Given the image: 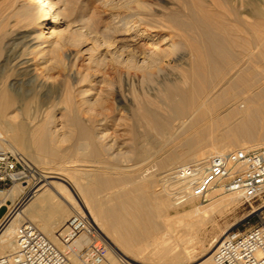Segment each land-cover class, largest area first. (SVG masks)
Returning a JSON list of instances; mask_svg holds the SVG:
<instances>
[{
    "label": "bare ground",
    "instance_id": "obj_1",
    "mask_svg": "<svg viewBox=\"0 0 264 264\" xmlns=\"http://www.w3.org/2000/svg\"><path fill=\"white\" fill-rule=\"evenodd\" d=\"M77 1L4 0L0 7V59L4 55V64L0 66V150L22 151V155H27L26 157H29L38 167L40 164L35 160L25 138L27 125L25 123L24 126L22 125L23 119L20 121L22 124H17L21 113L16 112L14 108L17 101L10 90H21L19 87L22 85L30 86L31 90H72L69 89L68 83L65 84L66 80L62 72L57 74L55 79L52 76L45 77L43 74L46 71L47 73L55 71L57 68L50 67L52 60H58L48 59L51 52L59 55L57 51H64L66 45L71 44L80 48L85 44H82L84 41L81 42V39H85V42L89 39L99 42L97 33L94 34L90 28L82 24L76 29L60 30L63 26L60 16L64 14V11L73 8ZM101 1L104 4V0ZM133 1L137 2L135 4L143 11L142 13L144 11L153 13H144L146 17L141 18L144 23L135 24L132 30L131 26L126 29L125 25L124 28L118 25V19L112 17L113 23L106 29L113 38L111 41L103 39L104 42L102 41L103 43L98 46L104 53L97 59L90 58V55L89 63H99L98 65L102 67L107 66L106 59H109L114 74L121 75L128 84H135L140 75L144 80L147 76L156 75L154 73L156 70L157 75L159 70L161 73L163 63L179 52L184 54L182 58L189 57L190 61L182 80L177 82L178 79L175 78L176 82L170 81L171 85L159 90L156 96L157 101L141 100L132 113L136 138L145 141L148 147L151 145L153 148L142 146L143 143L139 145L138 153L142 159L143 157L148 159L150 155L153 157L154 153H151L155 150L154 156H158L160 167L167 169L164 172L166 174L177 165L205 160L211 155L227 154L238 148L244 150L263 146L264 68H261L260 64L264 63V0H251L247 4H244L243 0H224V3L218 2L221 0H211L209 5H207L209 0H187L185 5L183 4L187 11L185 17L181 16L179 11H168L165 14L163 12L164 15H156L144 0V2L129 0L127 4ZM224 6L229 8V11L227 10L228 15L230 14L229 18L214 10ZM239 6L246 10L242 12ZM140 10L136 11V15L140 13ZM223 11L226 10L223 9ZM139 15L142 16L141 13ZM165 29H171L177 34L159 36V32H164ZM147 40L152 43L145 44ZM163 45L167 47L161 49ZM147 46L155 48L150 50ZM94 47L95 44H93ZM93 48L90 49L93 50ZM80 53L81 50L76 53L71 51L70 54L67 53L65 59L68 63L66 67L71 72L69 78L72 80L76 77V74H73L75 68L81 61ZM34 54L41 57L39 65H42V74L39 73L42 68L33 65L29 58ZM36 60L32 61L36 62ZM10 71L14 74L7 76ZM80 74L83 79L84 76ZM10 77L13 78L11 81H9ZM48 80H54L55 84L52 83V86H49ZM82 81H85V78ZM84 92L81 95H84ZM67 96L68 99H65L67 121L81 126L80 129L78 128L80 140L71 151L72 156L66 155L67 161L65 162L66 158L63 159V165L60 161L59 166H62L52 169L50 173H45L42 169L44 175L41 181L31 186L28 191L29 186L19 184L10 191L0 192V204L8 200L15 203L22 194H25L28 200L11 220L0 226V257L14 251L17 228L24 222L37 223L38 225H35L39 226L38 228L51 242L65 250L60 233L66 225L65 221L72 214L85 213L93 220L96 230L99 233H105L110 240L111 246L107 248L103 264H117L119 255L125 256L134 264H151L150 262L183 264L196 261L198 249L205 247L204 238L199 232L206 230L208 226L211 228V234L216 231L214 219L209 217L204 222L199 216L210 215L212 210L216 209L215 207L220 210L229 205H236L240 197L226 195L228 198H225L226 196L222 195L224 199L222 197L217 199L212 209L208 206V208L193 207L188 213L180 214L179 206L171 203V195L163 184L161 186L164 191L161 190L162 192L158 193L153 188L156 185H154L155 179L149 178L150 175L149 179L138 181L137 173L139 172H135L138 170L137 167L127 164L126 170L129 174L123 172L117 175V178H112L107 172L112 161L110 160L111 163L108 164L105 162L107 159L105 161L100 159L103 152L113 154L112 148L103 143L105 135L96 134L92 129L81 125L82 115L86 112L91 113L93 103L83 97L82 101L77 103L69 93ZM13 108L15 111H11ZM36 119L38 118L33 117L34 121ZM139 127L145 128L143 134L137 132ZM37 142L44 152L50 153L49 158L56 156L55 149L50 148L47 135L39 138ZM89 147L91 152L87 153ZM114 155H111L113 159ZM78 164L89 167L91 170H85L80 177L76 175L79 178L72 180L71 171L74 170L73 167L77 168ZM43 165L46 166L45 163ZM125 183L131 184V190H119L113 192V196L111 195V186H116L115 184L121 186ZM212 194L216 197L222 192L216 190ZM212 198L214 199L213 196ZM192 203L193 201L189 205ZM45 217L52 218L50 226L45 227L38 223L39 219L43 220ZM180 231H183L187 237L184 241L187 245L183 248L180 243L172 241L175 234ZM229 231L215 236L210 235V247L202 251L203 261L199 264L212 263L214 252L229 235ZM203 234L204 232L202 236ZM90 242V237L83 235L66 249L77 251L70 256L74 264H84L78 251Z\"/></svg>",
    "mask_w": 264,
    "mask_h": 264
},
{
    "label": "rangeland",
    "instance_id": "obj_2",
    "mask_svg": "<svg viewBox=\"0 0 264 264\" xmlns=\"http://www.w3.org/2000/svg\"><path fill=\"white\" fill-rule=\"evenodd\" d=\"M3 1L0 2V7H1V5H2L1 3H3ZM100 1L101 0H78L76 5L73 6V8H70L68 11H64V14L60 16V21H62V23H63L62 24L63 26H61V28H60L61 31L76 29V27L78 25L82 24V25L90 28L94 34L97 33L96 35L100 38V39H98L99 42L94 41V39H89L88 42H85L86 41L85 39H81V42L84 41L82 44L85 43L84 46L80 47L81 49L79 47H74L71 44L69 46L66 45V48L64 51L60 50L61 53H60V51H57L59 55L55 54V52L54 53L51 52L50 57H49V55H48L49 53L46 54L49 57V58L47 57L49 60H52L54 58L56 60L58 59L57 60L58 62L52 60L53 63L51 62L50 67L54 66L57 68L55 69V71L54 70L53 71L51 70L52 72L49 71L50 73H47V71H46V72H44L43 75L45 77H46V75L49 77L52 76L55 79L57 74L62 72L63 78L66 80L65 84L68 83L67 85H69V89H72V90H67L68 92L66 90H31V87L30 86L28 87L26 85L20 86L19 89H21V90H10L12 96L17 101V103H15L14 108L17 110L16 112H19V114L21 113L20 114L21 117L18 119L17 124L23 123L22 125L24 126V123H25L27 125V128L25 127L26 134H27L25 138H26L27 143L30 147V151L32 152L35 160H37L38 163L40 164V167H38L37 165L32 163L31 159L29 157H26L27 155H22L23 154L22 151H15V152L20 154L23 158L25 156L27 158V159L25 158L26 161H28L29 163H31L33 166H35L37 169H39L41 171L43 169V171L45 173H50L51 171H53L52 169L62 166L64 163L63 159L66 158V160H65V162H66L67 157L72 156L71 151L73 150L74 147L77 146V143L80 140L78 128L80 129L81 126L79 124H74L70 121H67V117H66L67 116V106H66L67 104L65 102L66 101L65 99H68L67 94L69 93V95L72 98L74 97L73 99L75 102H77V101L80 102L84 98V99L91 100V102L94 105L93 109L91 110V113L87 114V112H86L87 115L86 114L82 115V124L81 125L84 127L92 129L96 134L102 133L105 135V140H103V143H106V146L108 145V147L112 148L113 154L103 152L100 159L102 161H105L107 159L105 162H107L108 164H110L112 161V163L109 165L110 167H108V170H107L108 174L111 175L112 178H117L118 177L117 175H120L123 172H124V174H129V173H127L128 170H126V169H128V168L126 166H127V164H129V166L133 165V167H135V168L137 167V169H138L135 172H137V171L139 172V173H137L138 174L137 175L138 181H140V180L145 181L146 179H149V178L152 179V177H153L155 179V180L153 179L154 185L155 184L157 185V186L155 185L153 187L154 191L160 193V192L164 191L163 190L164 188L161 185L163 183L162 178L165 175L164 172L167 169L164 170L160 167L158 156H154V154L156 152L155 150H153V152L151 153V154L154 153L153 157H152V155H150L148 157V159L145 157H143V159H142L141 155H139V153H138L139 152L138 151L139 145H141L143 143L142 146H146V147H148V146L146 145L145 141H141V140H138L136 138L135 126H134L135 122L133 121L134 119H133L132 113H134L136 106L138 105V103L141 100L149 99L152 101H157L156 96L158 95L157 92L159 90H162V88L167 86V85H171L172 81L176 82V80L178 79L177 80V82H178V81H180V79L182 80V78L184 77V74H185L184 73L185 69L188 68V64L190 63L189 57L182 58V56L184 54H181L179 52L174 57L171 56V59L169 61H165L163 63V65L161 66V70L163 71V69H164L163 72L161 71V73H160V70L158 69L159 74L157 75V72H156L157 70H156L154 72L156 75L147 76L145 78L147 81H145V79L142 80L143 77H142V75H140L141 79H140V77H137V81L135 82V84H128L124 81V79L121 77V75L116 74V73L114 74V72H112V70H111V61H108L109 59H106L107 66L101 67V65H98L99 63H95V62L89 63L90 58L94 59V57H95V59H97V58H99V56L101 57L102 53H104L103 50L100 49L98 46V45H100V43L102 44L104 42L103 39H105V40L110 39V41H111V38H113V37H111V34L108 33V31L106 29L107 27H110L112 25V23H113L112 19L113 18L118 19V21H117L118 25H120V26L122 25L123 28L125 25L126 29L130 28V26H131L132 28H130V29L132 30L135 27V24L138 25V24L144 23V21H141V18L146 17L145 14H149V13L152 14L153 13V12L146 13L147 11H144L145 14L142 13L143 11L138 9L139 7L137 8L138 5H136L137 4L136 1L129 2V4H127L128 3L127 1H129V0H122V2H121V0H108L109 2H107V3H106L107 0L106 1L104 0L103 1L104 4L101 3L102 1L101 2ZM118 1H120V2H118ZM139 1L140 2L145 1V3L147 5H149V7L154 11V14L159 15V16L164 15L165 13H168V11L169 12L170 11H179L180 15L184 16V17L187 15V11L185 10V7H184L185 1H187V0H144V1L139 0ZM249 1H251V0H243L244 4L249 3ZM125 2H126V4H125ZM210 2H211V0H209L207 2V5L211 4ZM218 2L224 3V0H221ZM119 3H121V4H119ZM105 4H106V6H105ZM121 5H123V7ZM240 6H239V9L242 12H244L246 10V8L245 9L240 8ZM154 7L156 9H154ZM223 9L226 11H223ZM228 9L229 8L224 6L222 8L220 7V8L214 9V10L216 11V13H221V14L223 13L224 15H226V17L229 18L230 14L228 15V13H229ZM63 10H64V8H63ZM139 10H140V13L142 14V16L139 15L140 14L139 12H138L139 14H137L138 16L136 15V13H137L136 11H139ZM163 12H164V14H163ZM74 24H76V25H74ZM167 30H168V32H167ZM171 31H172L171 29L170 30L165 29L164 32H161V33L159 32V36L160 35L161 36H168V35L172 36V35H174V33L177 34L176 32H174V31L171 32ZM65 34H67V33L65 32ZM93 41L95 43H93ZM146 42L149 43V45L152 43V41H150V40L145 41V44H147ZM93 44H95L96 48L95 47L93 48ZM164 47H167V46L163 45V46H161V49H165ZM90 48H93V50H91ZM147 48H150V50H154L153 48H155V47L147 46ZM80 50H81V53H80L81 54V61L78 64V67L75 68V71L73 74H76L75 75L76 77H75V79L72 80L69 78V74L71 72H69L68 68L66 67V66H68V63H67V60H65V59H66V56L68 54H70L71 51L76 53V52H79ZM99 50L102 52L100 53ZM4 53L5 52L3 51V54ZM63 54H64V56H63ZM89 56H90V58H89ZM29 58L31 60V63H33V65H37L38 67L42 68V65L41 64L39 65V63H40L39 60L41 58L39 55L37 56L36 54H34L32 56H29ZM3 59H4V55L0 59V66L2 64H4ZM100 59H102V58H100ZM179 59H181V60H179ZM32 60L33 61L36 60V62H33ZM59 61L60 62L63 61L64 63L62 62L63 63L62 64ZM182 61H183V63H182ZM96 64H97V66H96ZM184 65L185 66L187 65V66L184 67ZM260 67L264 68V63L260 64ZM42 70H43V68L39 70L40 71L39 73L42 74V72H41ZM0 73H1V69H0ZM80 73H82V75L84 76L83 79L85 78V81H82L83 79H82ZM9 74L11 75L14 73H12L10 71V72H8L7 76ZM85 74H86V76H85ZM175 78H177V79H175ZM11 79H13V78L10 77L9 81H11ZM50 80H48L50 82L49 86H52V83L55 84L54 80H52V81H50ZM100 81H102V82L104 81L105 83L104 82L101 83ZM79 87H80V89H79ZM80 90L82 92H80ZM83 92H84V95H81ZM70 96H69V98H70ZM76 96H77L78 100H77V98H75ZM24 103H25V105H24ZM96 104L97 105L99 104V105L97 106ZM14 108L11 111H15ZM103 113H104V115H103ZM30 115H33V116L31 117ZM33 117L38 118V119H36L34 121ZM84 117H85V120L87 122L84 120ZM45 118H46V120H45ZM22 119H23V121H22ZM20 121H22V123ZM44 121H46V122H44ZM38 122H40V123H38ZM42 122H44V123H42ZM41 124H42V126H41ZM32 125H33V127H32ZM33 128H34V130H32ZM140 128H142V127L137 128V132L139 134L140 133L143 134L145 132V128H142V129H140ZM44 129H45V132H44ZM49 131H50V133H49ZM73 131H76L77 133L73 132ZM34 133H35V135H34ZM73 133H76V134H74V136H72ZM42 135L48 136L49 141H50V148H54L55 149L54 152L57 153V154H55L56 156H54V157L52 156L53 158H49V157H51L50 153H48L46 151L44 152L41 149L40 145L37 144L38 143L37 140L39 138L43 137ZM153 135L156 137L155 132H153ZM51 136H52V138H51ZM37 137H38V139L36 140ZM62 139H63V141H62ZM55 140H57V141H55ZM108 140H110V141H108ZM58 141H60V142H58ZM35 146H38L39 148L35 147ZM263 146H261V147H263ZM148 148L151 149L152 146L149 145ZM90 150H91V148L89 147V151L87 149V153H90L91 152ZM236 150H241V149L238 148ZM47 154H48V156H47ZM66 155H68V156H66ZM111 155H114V159ZM138 155L141 158L138 157ZM159 155H162V154H159ZM46 158H48L49 160L48 159L46 160ZM57 158H58V160H55ZM51 159H53V160H51ZM144 159H146V160L144 161ZM62 160H63V162H62ZM114 160H116V161H114ZM60 161H61L62 165L59 166ZM51 162H53V163H51ZM44 163L46 164V166L43 165ZM82 165H89V164H82ZM67 166L69 167L70 165H67ZM177 166H179V165H177ZM73 168H74V170L72 169V171H71L72 175L70 174L73 177V179H72V177L69 176L72 180L79 178L81 173L84 172L85 170L86 171L91 170L89 167H82L81 164H78L77 168L76 167H73ZM80 170H81V172L79 173ZM157 170H159L160 172ZM109 171L111 173H109ZM144 172H145V174H144ZM113 174H114V176H113ZM76 175H78L79 177ZM149 175H150V177H149ZM55 181H58V180H55ZM125 184L124 185L121 184V186L119 184H115L116 186H111V191H110L111 195L113 196V192L115 193L119 190H122V191L131 190V184L130 185H129V183H125ZM22 195H20L16 199L15 203H17L19 200H21V198L23 197ZM214 195L215 194L211 193L207 202L195 200V201H193V203L191 205L188 204V206H184L183 208L179 207L180 209H179L178 213H180V214H182L184 212L188 213V211H190L193 207L203 208V206H204V208L209 207L212 209L215 207L214 205L216 203H214V202L217 199L219 200V199H221L220 197H222V195H223V197H225L228 194H221L220 196H216V197ZM212 196L214 197V199L212 198ZM229 197H232V196H229ZM225 198H228V196H226ZM240 199H238V202L236 205H229V206H227L228 208L225 206L226 208L223 207V208H220V210H219V208L215 207L216 209L212 210L213 211V212H211L212 214L210 213V215L209 214L201 215L202 218H201V216H199L200 219H202L204 222H206V220H208L209 217L214 219L216 221V227H215L216 231L213 234H211L210 233L211 228L209 226L206 230L205 229L203 231L201 230L199 233H200L201 237L204 238V246L205 247L198 249V252H197L198 258L196 259L197 262L194 261L193 263H183V264H199L203 261V259L201 258L203 255L202 251H204L205 249H208L210 247V244H209L210 238H211L210 235L215 236V235L221 234L222 232H225L227 230H230L229 233H232V232L242 233V232L248 230L250 227L256 225L259 222L260 218L264 217V196L262 198H260L259 200L254 201V202H245L243 199H241V200ZM170 200L172 201L171 203H174L172 197ZM210 206H213V207H210ZM215 210H218V211H215ZM7 212H8V208L6 206L4 208H2L0 210V219H3L6 216ZM73 215L74 214H72L67 219V221H65V223L67 222V224H68V222L73 217ZM173 215H176V214L173 213ZM43 221L50 224L53 220L50 217H47V218L45 217V219H43ZM35 224L38 225L37 223H35ZM65 228H67V225L62 229V231H60L61 234L66 230ZM203 232H204V234L202 236ZM205 233H206V235H205ZM99 235L101 237H103L104 240H106L107 248L109 246H111L110 240L108 239V236H106L105 233L100 232ZM112 236H113V233H112ZM112 238H114V236ZM111 240L114 241V239H111ZM186 240H187L186 235L184 234L183 231H180L177 234H175V237L172 241H175V243H177V242L180 243L182 248H183L184 246L187 245L186 242H184ZM87 246H85L83 249H85ZM66 249L67 248H65V250ZM72 255H73V253H72ZM140 261H142V259H140ZM150 263L151 264H164V263H160V262H157V263L156 262L155 263L150 262ZM179 264H182V263H179Z\"/></svg>",
    "mask_w": 264,
    "mask_h": 264
},
{
    "label": "built area",
    "instance_id": "obj_3",
    "mask_svg": "<svg viewBox=\"0 0 264 264\" xmlns=\"http://www.w3.org/2000/svg\"><path fill=\"white\" fill-rule=\"evenodd\" d=\"M44 173L20 154L0 150V192L10 191L21 184L31 186L41 181ZM174 204L184 207L191 201L207 202L211 193L237 195L245 202H254L264 196V146L236 150L222 155H211L205 160L175 167L162 178ZM11 206L0 204L8 212L0 219V226L11 220L27 203L26 195ZM83 235L91 242L78 251L84 264H103L107 242L99 235L93 220L85 213L73 215L61 235L63 247L68 248ZM76 250H63L32 222L17 228L15 249L0 257V264H74L70 259ZM117 264H134L125 256H118ZM211 264H264V217L242 233H229L213 254Z\"/></svg>",
    "mask_w": 264,
    "mask_h": 264
},
{
    "label": "crops",
    "instance_id": "obj_4",
    "mask_svg": "<svg viewBox=\"0 0 264 264\" xmlns=\"http://www.w3.org/2000/svg\"><path fill=\"white\" fill-rule=\"evenodd\" d=\"M0 200H1V199H0ZM14 204H15V203H14L13 201L8 200L7 206H8V208H9V207L11 208V206H14ZM40 220H41V222H40ZM38 223H39V224H42L43 226L45 225V227H46V226H50V224L44 222L42 219H39ZM44 223H45V224H44ZM65 224L67 225V223H65ZM66 225H65V226H66Z\"/></svg>",
    "mask_w": 264,
    "mask_h": 264
}]
</instances>
